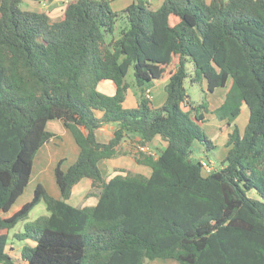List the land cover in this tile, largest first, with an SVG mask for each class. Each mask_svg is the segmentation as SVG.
I'll return each instance as SVG.
<instances>
[{"label": "trees", "instance_id": "1", "mask_svg": "<svg viewBox=\"0 0 264 264\" xmlns=\"http://www.w3.org/2000/svg\"><path fill=\"white\" fill-rule=\"evenodd\" d=\"M20 1L0 0V263L15 264L9 232L43 200L48 214L12 235L27 240L23 264H264V0H163L156 8L132 0L120 11L111 0H70L58 19ZM130 66L137 103L124 107ZM187 76L205 92L224 88L220 104H194ZM165 77V100L153 106L145 85ZM105 80L111 95L97 89ZM208 113L232 129L220 166L205 172L192 146L215 147L198 123ZM51 119L78 156L54 167L58 196L37 183L5 215L53 136ZM132 134L135 146L156 136L166 145L133 153L148 175L121 168L107 178L100 163L129 152L119 145ZM82 178L91 180L93 205L68 202Z\"/></svg>", "mask_w": 264, "mask_h": 264}, {"label": "rangeland", "instance_id": "2", "mask_svg": "<svg viewBox=\"0 0 264 264\" xmlns=\"http://www.w3.org/2000/svg\"><path fill=\"white\" fill-rule=\"evenodd\" d=\"M25 0L20 2V8L22 9H27L28 5L24 2ZM149 1V0H148ZM158 0H152V4H156ZM111 9L115 8L116 5L115 3L110 4ZM113 10V9H112ZM118 30H119V23H117L116 30L114 32V36L118 35ZM187 72L190 74L192 72V63L188 62L187 63ZM125 80L129 83L130 89L134 91V78H133V68L132 66L129 67L128 72L125 76ZM154 85V83L149 84ZM185 88L187 90V93L189 94L190 100L194 104H198L200 102H206L207 106L212 109L213 107L217 106L219 103L220 99L224 96V89L223 88H217L213 92H205L203 91L205 89L204 84H203V90L200 88V86L196 83H191L190 82V77L187 76L185 81H184ZM102 92V91H101ZM152 102L156 106H160L158 104H161L164 100L165 97V91L162 89L160 86H156V88H153L152 90ZM147 97L151 99V91H147ZM162 99V101H161ZM207 120L204 123H200V126L202 129L206 132V134L212 139V141L215 144V147H213L210 150L204 151L203 149L200 150V143L195 141L192 148L194 151V156L198 158H203L206 161L210 163L211 166L214 168H218L220 166V162L224 155L227 152V147L225 146L226 138L228 132L232 129L231 125L225 124L224 121H220L213 117L212 114L208 113L206 115ZM52 122L60 123V120L58 119H51ZM246 121L245 118V112L239 115L237 122L238 125L242 128L244 123ZM106 129L100 131H97V137L99 140L104 141L106 138H109L110 132L112 129L117 127V123L112 122L107 124ZM67 135H70L69 133ZM62 143L68 144L69 141L66 136L62 137ZM64 144V145H66ZM158 146V142L155 143ZM75 148L77 150V154L75 155V149L72 148V145L70 144V147L64 146L65 149L69 148V154L67 158L63 161H61V164L67 168L68 165H70L72 162H74L78 156V148L76 144L74 143ZM202 148V147H201ZM151 151L156 150V147H153L150 149ZM45 151V150H44ZM60 150H57V153ZM131 151L132 153L136 152V146L135 143L132 144L131 146ZM62 154V152L60 151ZM39 153L35 155L34 161H33V171L31 178L29 180V184L26 186L24 189L23 193L21 196L17 199V201L12 205V207L5 213V215H8L12 213L13 210L18 208L22 203L28 201L29 199L32 198L33 195V190L34 187L36 186L37 183L42 182L46 188V190L52 194L55 191L58 190V187L55 183L54 179V174L53 170L54 167L57 165H50V161H48L49 154L45 155L43 157H40ZM47 163V165H46ZM100 167L102 169V172L104 175L108 174V171L111 170L110 163H105L104 161L100 163ZM130 170V169H129ZM134 172V170H131ZM55 188V189H54ZM59 192V191H58ZM53 195V194H52ZM54 196V195H53ZM69 204L72 205H81L84 203V197H80L78 195V192H74L72 197L69 200ZM48 214V211L46 210L45 203L43 200L38 202L29 212L27 218L19 221L9 232V237H11L14 233L20 232L23 230V224L26 221H32L36 217L40 215H45ZM17 241V242H16ZM12 241L9 243V245L6 247L7 251L13 256L15 264H23V260L20 258V250H21V243L18 242V240ZM1 264V263H0ZM144 264H177V261L174 259H154V260H146Z\"/></svg>", "mask_w": 264, "mask_h": 264}, {"label": "crops", "instance_id": "3", "mask_svg": "<svg viewBox=\"0 0 264 264\" xmlns=\"http://www.w3.org/2000/svg\"><path fill=\"white\" fill-rule=\"evenodd\" d=\"M21 1H23V0H21ZM68 1H70V0H47V1H41V2H39L37 0H25L24 2L28 5V8H27L28 10L45 12L50 18L58 19L62 15L64 8H65V5ZM162 1L163 0H158V2H156V4H152V0H149L150 7L151 8L158 7ZM131 2H132V0H111L110 4L115 3L116 7L112 8V9L114 11H120V10L124 9L125 7H127ZM166 82H167V77H165L163 79H158V80L157 79L151 80L148 83H146V85H145L146 90L151 91V102H152V96H153V94H152L153 88H156V86H159V87L161 86L162 89L164 90V85ZM151 83H154V85L149 86V84H151ZM97 89L99 91H102L103 93L109 94V95L114 93V87H113V84L110 80H105V81L99 83L97 85ZM224 91H225V89H224ZM223 95H224V93H223ZM222 99H223V97H222ZM222 99H220V101L217 105L220 104ZM164 100H165V97H164ZM164 100H163V102H164ZM161 101H162V99H161ZM136 103H137V101H136V95H135L134 91L132 89L128 88L126 91L123 106L124 107H134L136 105ZM152 104H153V102H152ZM161 104H158V105H161ZM153 106H156V105L153 104ZM106 128H108L107 125L104 127V129H106ZM46 129L48 131L52 132L53 136L38 149L36 154L39 153L40 157H43V156L49 154L48 161H50L51 166L56 165V163L58 161H60V160L63 161L67 158V156L69 154V148L65 149L64 146L68 145L70 147V144H71L72 148L75 149V155L77 154V150H76L75 145H74L75 142H74L71 134L66 130V128L63 126V123L61 121H60V123H56V122H52L51 120H48L46 123ZM68 133L70 135H67ZM63 136L67 137V139L69 141L68 144L62 143V139H63L62 137ZM133 136L134 135L132 134L129 137H126L119 145V148L121 149V151H129V152L124 153V154H118V155H116L110 159L103 160L105 163L109 162L110 166H111V170H109L108 174L105 175L107 178L113 176L117 172L116 169H121V168L134 170V172H139V173H142L145 175L149 174L150 170L148 167H146L142 164H138L133 160V156H132L133 153L131 151V146L134 143L133 141H131ZM107 139L108 138H106V140ZM156 142H158V146L155 144ZM64 144H66V145H64ZM165 145H166V142L164 140H162L159 136H156L148 143L147 149H151L153 147H156V150L153 151V152H156L159 148H162ZM58 149L62 152V154L60 153V151L57 153ZM200 150H202L201 147H200ZM46 165H47V163H46ZM60 167L62 169H65V166L63 164H60ZM212 168H213V166H212ZM31 175H32V173H31ZM30 178H31V176H30ZM40 183L44 186V184L42 182H40ZM28 184H29V181H28L27 185ZM44 188H45V186H44ZM90 188H91V180L89 178H82L77 184L74 185L70 198L72 197L74 192L77 191L78 195L80 197L81 196L84 197V203L79 205V206L93 205L96 203V200H97L96 196L95 195L86 196V193L90 190ZM52 194L54 196H58V190ZM70 198L68 199V202H69ZM17 199L15 200V202L17 201ZM12 241H16V239H14L11 236V237H9L8 245ZM18 242L23 245L25 242H27V240L26 241H18ZM22 245H21V247H22Z\"/></svg>", "mask_w": 264, "mask_h": 264}, {"label": "built area", "instance_id": "4", "mask_svg": "<svg viewBox=\"0 0 264 264\" xmlns=\"http://www.w3.org/2000/svg\"><path fill=\"white\" fill-rule=\"evenodd\" d=\"M137 151H143V152H147V153H153L150 149H147V147H143V146H136V152ZM202 166L203 169L205 170V172H208L211 170V165L209 163H207L206 161H202Z\"/></svg>", "mask_w": 264, "mask_h": 264}]
</instances>
